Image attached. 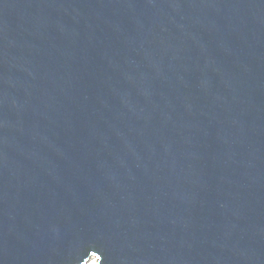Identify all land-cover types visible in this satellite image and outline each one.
I'll use <instances>...</instances> for the list:
<instances>
[{
  "label": "water",
  "instance_id": "obj_1",
  "mask_svg": "<svg viewBox=\"0 0 264 264\" xmlns=\"http://www.w3.org/2000/svg\"><path fill=\"white\" fill-rule=\"evenodd\" d=\"M264 264V0H0V264Z\"/></svg>",
  "mask_w": 264,
  "mask_h": 264
},
{
  "label": "bare ground",
  "instance_id": "obj_2",
  "mask_svg": "<svg viewBox=\"0 0 264 264\" xmlns=\"http://www.w3.org/2000/svg\"><path fill=\"white\" fill-rule=\"evenodd\" d=\"M96 263V259L94 257H90L85 264H95Z\"/></svg>",
  "mask_w": 264,
  "mask_h": 264
}]
</instances>
